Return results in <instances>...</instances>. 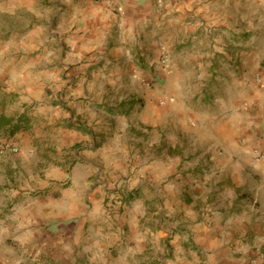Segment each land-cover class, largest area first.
Returning <instances> with one entry per match:
<instances>
[{
	"label": "rangeland",
	"instance_id": "obj_1",
	"mask_svg": "<svg viewBox=\"0 0 264 264\" xmlns=\"http://www.w3.org/2000/svg\"><path fill=\"white\" fill-rule=\"evenodd\" d=\"M236 1L237 5L224 8L212 4L208 17L214 23L206 31H198L194 40L197 44L187 37L178 42L181 38L169 28L164 29L161 23L155 44H148V37L144 41L147 51L141 53L138 43L133 45L130 56L118 61L99 52V48L108 49L106 43H94L95 48L88 47L84 53H79L70 43L69 33L74 28L70 24V12L76 0H0V53L6 57L15 53L16 61H22L20 69L38 77L40 82L32 86L25 84L21 90L25 88V95L39 92L42 102L29 105L28 101H21L12 66L4 68L0 84L8 85L10 92L2 97V102L6 105V99L9 101L14 117L12 122L0 119V144L13 143L16 150L0 151V156L14 157L16 165L11 170L3 167L0 186H9L8 175L12 174V187L19 193L9 199L0 189L1 211L18 204L25 207L27 200L23 193L29 186L33 188L30 194L33 196L67 198L68 193L61 190L70 186L69 192L74 193L70 200L74 198L77 212L66 221H78L79 212L92 211L97 216L86 222L80 235L83 242L89 232L95 234L97 227L103 226L104 232L108 231L102 237L105 241L111 242L116 237L125 242L130 237L131 242L143 239L157 250L159 264H186L184 260L190 258L186 251L188 241H181V235L190 232L185 227L188 222L166 215L170 203L174 202L175 206L179 199L170 195L166 185L186 176L187 171L181 169L182 161L194 160L196 149L201 151L209 145L206 131L213 115L231 112L233 107L244 112L249 107L246 103H250L246 94L250 98L253 95L250 91L264 88L260 73H264V59L251 60L248 64L239 60L241 52L247 49L246 42L253 37L255 45L263 39L262 29L255 20L245 21L246 16L249 19L258 15L260 11L254 4L260 0ZM119 10L117 7L115 12ZM158 13L164 20V4ZM135 36L134 42L143 39L137 33ZM170 38L171 45L166 43ZM93 71L97 73L94 76ZM133 74L139 79L133 78ZM177 80L181 84V99L173 105L168 96L173 94ZM255 102L250 109L258 105ZM172 153L181 156V163L168 160L166 155L172 157ZM204 159L190 174L195 186L197 179L213 168ZM117 161L126 163L117 168ZM143 165L151 167L138 170ZM56 176H61L59 181ZM136 176L140 180L134 182ZM72 178L77 181L74 185ZM88 182L90 187L84 188ZM193 190L194 196L199 195L197 189ZM192 199L188 197L185 202ZM221 201L222 198L214 196L195 197L189 220L201 217L197 215H201V205L211 208L205 210L206 216L214 217L217 213H211L212 206ZM133 205L142 209V214L145 212L144 218H136L135 209L125 213L127 219L121 218ZM159 206L164 213L154 214ZM106 220L110 221V228L106 227ZM114 222L122 224L123 229H118ZM144 226L149 227L148 233ZM48 239L44 253L29 255L27 260L32 264H65V248L57 244L53 248L54 238L49 235ZM118 249L120 245L115 244L110 252L116 256ZM98 257L91 264H154L129 256L112 263L105 261L101 252Z\"/></svg>",
	"mask_w": 264,
	"mask_h": 264
},
{
	"label": "crops",
	"instance_id": "obj_2",
	"mask_svg": "<svg viewBox=\"0 0 264 264\" xmlns=\"http://www.w3.org/2000/svg\"><path fill=\"white\" fill-rule=\"evenodd\" d=\"M203 3L208 7L204 11H200L203 8L202 3L194 2L190 6H186L188 0H163L166 15L164 20H161L163 16L159 15L158 10L162 4L159 0H76L70 12V24L74 28L72 33H69L68 40L74 47H77L79 53H84L88 47L95 48L92 45L94 43L101 45L106 43L107 50L105 47L104 49L99 48L101 51L97 48L96 51L104 52L112 60L121 61L131 55L134 49L133 45L138 43L141 53L147 51V43L144 44V41L148 37L150 38L147 40L148 44L150 42L155 44V36L159 35L162 23L164 29L169 28L174 31V35L181 38L178 42H183L184 37H187L191 38V42L197 44V41L194 40L197 38L198 31L204 29L206 31L208 26L214 23L208 17L213 3H217L218 7L223 8L229 7L231 4L237 5L236 0H203ZM254 6L260 12L258 15H252L249 19L246 16L245 21L253 23L255 20L258 27L262 29L263 39L254 45L252 37L250 42L245 43L247 49L241 52L239 58L245 64L251 60L260 62L264 59V3H261L260 0ZM117 7L120 10L116 13ZM100 8H103L105 12H111L112 15L105 18L104 13L98 11ZM136 33L143 39L134 42L132 37L135 38ZM166 43L171 45V38ZM243 52L246 55H243ZM243 67L245 68L244 65ZM92 73L93 76L97 74L94 71ZM260 73L264 78L263 71ZM99 75L105 77L104 73H99ZM262 90L250 91L253 94L250 98L249 94H246V99L250 102H247L246 105L249 107L244 112H239L242 119L235 126L229 121L231 112H218L212 116L209 123L211 126L206 131L209 136V145L201 151L196 149L195 157H192L194 160H183L181 156L173 153L172 157L169 154L166 155L169 161L180 162L183 160L182 163L180 162L181 169L183 172L187 171L186 176L176 182L170 181V184L166 185L170 195H177L179 198L175 201V206L174 202L170 203L166 215L170 218L177 216L180 221L188 222L185 227L186 231L190 230V232L181 235V241H188V250L186 251L190 258L186 257L184 260L186 264H264V157L258 155L260 151L264 152V91ZM9 92L8 85L0 84V119L4 118L8 122H12L14 113L10 112L9 101L6 99V105H3L2 102V97L7 96ZM255 101L259 102L258 105L254 109H250L253 104H256ZM15 121L17 120L15 119ZM173 146L175 147V144ZM202 157L205 158V163L213 168L203 178L199 177L195 186L190 174L202 165L200 164ZM13 159L14 157L11 156H0V171L5 167L11 170L16 165ZM125 163L117 161L115 165L120 168L124 167ZM148 167L151 166H139L138 170ZM143 172L147 173L145 170ZM11 177L12 174H9V186H0L9 199L14 193H19L13 189ZM56 177L58 181L61 178V176ZM138 180L140 178L136 176L133 181ZM1 182L0 180V184H2ZM72 182L74 185L77 181L72 178ZM49 183H53V181ZM57 183V181L54 182V184ZM35 187L38 186L35 185ZM69 187L68 190H61L68 193L66 196L70 197L67 198L63 195L33 196L30 195L33 188L29 186L28 190L25 189L26 191L23 193L27 200L25 207L18 204L15 207H9L8 211L5 208L6 212H2L0 209V264H21V262L22 264H32L27 260V257L29 255L41 256L46 250L45 245H48L45 241L49 235L55 241L51 244L53 248L57 247L55 244L65 248L66 263L68 262V264H76L81 261L91 264L99 259L100 252L101 255H105V261L109 260L112 263L122 261L129 256L133 259L138 257L140 261L150 260L154 261V264H159L160 256L157 255V250L148 245L145 240L137 239L131 242L133 238L130 237L129 241L125 242L122 238L116 237L111 242L105 241L102 237L108 231L104 232L105 227L103 226H98L95 234L89 232L90 234L86 235V240L83 242L80 235L84 231L86 222L97 216L92 211L83 214L79 212L80 219L78 221H66L77 212L74 198L72 197L70 200L74 193L69 192ZM89 187V182L85 183L84 188ZM193 189H197L200 196L222 198L223 201L219 202V205L212 206L211 213H222L223 216L216 214L210 218L206 216L205 210L211 208L201 205V215L197 214L201 217L189 220L194 212V199L199 196H194ZM98 190L102 192L101 186ZM154 191L158 193L156 189ZM78 195L82 196V193ZM188 197H193L190 203L185 202ZM133 209L136 211V218H144L145 212L142 214L140 212L142 209L139 210L134 205L124 209L121 218L127 219L125 213ZM153 213L162 214L164 210L159 206ZM209 219L215 220L209 221ZM110 220L113 221L112 218ZM154 221L156 226L158 221L156 219ZM106 222V227L110 228V221L106 220ZM114 223L118 225V229H123L122 224ZM88 226L91 227V225ZM144 228L148 233L149 227L144 226ZM115 244L120 245L116 256L110 252L115 248ZM110 247L113 248L110 249Z\"/></svg>",
	"mask_w": 264,
	"mask_h": 264
},
{
	"label": "clouds",
	"instance_id": "obj_3",
	"mask_svg": "<svg viewBox=\"0 0 264 264\" xmlns=\"http://www.w3.org/2000/svg\"><path fill=\"white\" fill-rule=\"evenodd\" d=\"M161 4H163V0H159ZM194 2L202 3L203 8L200 9V11H204L208 5L203 3V0H188V5L190 6ZM261 3H264V0H261ZM98 11L103 12L105 18L110 17L112 14L111 12H105L103 8L98 9ZM51 55V54H49ZM47 59V57H45ZM19 63H22V61L17 62L15 59V53H11L9 56H5L3 53H0V74L3 73L4 68L8 65L12 66V73H13V79L16 81L17 89L20 92V99L21 101H28L29 105L35 103H42L41 102V96L39 92H29L28 95H25V88L21 90V86L27 84L29 86H32L34 83L40 82L38 77H34L29 75L26 71L21 70L19 67ZM133 78L139 79V76L136 74H133ZM42 91V84L40 87ZM181 84L180 81L177 80L173 85V94H170L168 96V100L171 104L176 105L178 100L181 99ZM48 111H51V109H48ZM231 116L229 117V121L235 126L236 123H238L242 117L239 115V108L233 107L231 110Z\"/></svg>",
	"mask_w": 264,
	"mask_h": 264
},
{
	"label": "built area",
	"instance_id": "obj_4",
	"mask_svg": "<svg viewBox=\"0 0 264 264\" xmlns=\"http://www.w3.org/2000/svg\"><path fill=\"white\" fill-rule=\"evenodd\" d=\"M16 150V145L15 144H13V143H10V142H2L1 144H0V151L1 152H4V151H8V152H11V151H15ZM258 155H260V156H263L264 157V152L262 151H260L259 153H258Z\"/></svg>",
	"mask_w": 264,
	"mask_h": 264
}]
</instances>
